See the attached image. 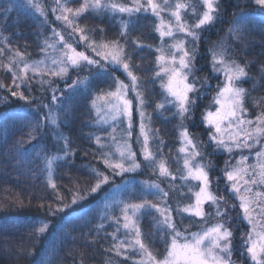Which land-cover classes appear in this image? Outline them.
<instances>
[{"label": "snow or ice", "instance_id": "obj_1", "mask_svg": "<svg viewBox=\"0 0 264 264\" xmlns=\"http://www.w3.org/2000/svg\"><path fill=\"white\" fill-rule=\"evenodd\" d=\"M76 2L78 7L69 6ZM254 4L264 13V0H254ZM27 7L38 13L43 23L50 27L51 42L50 38H45L41 47L46 59L29 61L26 53L13 48L8 42L9 37L0 30L3 45L0 46V57L6 56V62L0 59V70L11 75V85L0 82V88H6L11 97L23 100L29 106L36 102L35 111L41 118L32 125L28 143L36 140L49 126L58 140L56 154L50 155L45 147L37 156L44 161L42 172L48 177L46 186L60 206L55 210L51 204L39 206L53 214L67 207L52 179L54 166L63 162L71 167L76 156L70 138L59 130L63 123L61 109L67 116V103L72 96L91 91L93 80L111 77L112 87L96 92L91 100L96 111V124L107 125V128L99 129L100 134H89L96 146L92 152L93 160L101 163L104 171L92 168L94 183L83 193L74 183L76 191L71 197V203L76 204L110 184L119 191L136 195L135 199L118 201L120 214L110 217L114 231L106 234L112 240L105 249L111 254L108 264H114L113 257L132 264H236L233 259L236 252L242 261L264 264V96H253V92L258 87L264 88V84L250 76L252 62H239L232 54L235 49L225 41L208 49L211 76L196 75L201 71L197 67V57L202 34L222 20L221 0H53L51 5L44 0H27ZM12 11L11 7L0 9L3 15L0 28L6 25ZM49 12L68 30L67 35L51 27ZM105 14L129 17L128 20L121 19L120 38L106 40L103 28L93 29L79 23L87 15L102 20ZM142 17L154 18L152 31L158 34L159 45L154 47L138 38L129 40L130 30H136V23ZM228 32L244 44L238 25L229 28ZM97 33L101 36L99 41L95 38ZM81 45L83 50H77ZM145 50L154 55V60L151 67L141 69L140 64L133 63V54ZM85 70L89 76L82 78L80 73ZM141 70L150 75L142 78L137 74ZM117 71L124 74L128 83L114 75ZM259 71V81H264V65ZM70 72L76 74L74 78ZM249 81L253 82L252 87H244ZM60 82L64 87H60ZM149 83H159L161 90L162 99L154 103L155 111L161 115L168 112L170 115L163 117L164 120L177 122L175 129L180 146L172 161L176 165L175 172L164 153L166 144L160 129L152 127L148 108L152 106L149 96L153 93L147 88ZM34 85L40 91L39 98L33 93ZM205 96H211V102L200 119L206 127L208 146L228 156L218 176L213 175L215 164L206 160L203 141L189 127L195 122L198 102ZM248 103L257 109L253 118L247 116ZM254 148L255 163H249L250 157L244 152L248 150L251 154ZM142 165L143 170L156 175L157 180L144 181L138 194L132 181L114 184L115 177L138 172ZM160 180L167 181L168 190L161 187ZM221 180L224 190L237 203L229 204L224 195L218 194ZM170 193L174 204L169 202ZM184 200L191 202L184 203ZM16 202L25 206L19 197ZM230 209H239L240 219L247 224L248 230L241 231L238 237L232 227ZM146 217H151L154 229L149 233L142 229ZM185 219L190 223L184 224ZM193 223L198 225V231H191ZM104 227L103 224L98 226L97 235ZM47 230L48 224L43 223L35 231L43 234ZM148 241L151 244L158 241L164 248L163 253L154 251ZM80 264H83V253Z\"/></svg>", "mask_w": 264, "mask_h": 264}, {"label": "trees", "instance_id": "obj_2", "mask_svg": "<svg viewBox=\"0 0 264 264\" xmlns=\"http://www.w3.org/2000/svg\"><path fill=\"white\" fill-rule=\"evenodd\" d=\"M11 4L8 0H0V9L11 7ZM252 7L253 9L248 8L242 12L236 9L229 15L232 21L230 27L238 25L244 38L243 45L235 37L232 39L235 49L233 55L241 63L252 62L250 76L257 77L258 83L264 84V81H259V68L264 65V13L256 5ZM15 11L16 8L11 13L14 14ZM241 13L248 14L246 20L239 19ZM2 19L3 15L0 13V20ZM10 19L0 28L3 35L9 37L8 42L13 48H18L24 53H29L28 49L33 52L38 46L37 28L34 29L33 25V34L29 32L23 35L19 30L21 23L13 24ZM83 20L84 25L89 27L102 25L107 33L114 34L107 28L109 23L106 20L91 15H87ZM0 46H3L2 42ZM38 58V53L29 55V61H36ZM0 59L6 62V56ZM0 82L6 86L11 85V75L0 70ZM252 83L249 81L243 86L251 88ZM33 93L40 95L35 85ZM253 96L257 98L264 96V88L258 87ZM18 101V98L10 96L6 88H0V264H80L81 253L83 264H108L111 254L105 249L112 244V240L106 234L114 231L110 217L120 214L117 202L125 200L127 195L119 193L114 185L110 184L99 192L88 195L87 199L78 200L76 204L71 203V197L76 191L74 183L80 186L83 193L84 189L94 183L92 168L104 171V166L92 157L96 146L89 139V134L100 133L93 126L94 116L89 107L93 111L95 109L92 108L91 101L86 99L89 107L86 102H81L71 108L67 116L64 115L59 129L70 138L76 156L71 167L63 162H59V166H54L52 179L64 196L63 204L67 205L55 214L46 207L39 206L51 204L55 210L60 206V202L55 200L52 190L46 186L48 177L42 172L44 161L37 153L46 147L50 155L56 154L58 140L55 131L46 127L42 135L28 143V133L35 119L39 117L34 114L35 112L12 110L17 108ZM247 106L249 109L247 115L253 118L257 114V109L251 103ZM6 112H9V118L5 115ZM22 140L24 142H21ZM114 184H121V181L116 179ZM108 194L111 196V202H115L112 212L109 208ZM18 197L24 200L25 206H20L16 202ZM145 222L146 220L142 223L144 230ZM43 223L48 224V230L39 234L35 230ZM101 224L105 227L100 229L97 235L98 226ZM120 236L123 238L122 232ZM21 245L24 246L23 249L20 248ZM156 248H160L157 243L153 246V249ZM113 261L114 264H132L131 261H124L122 258L113 257Z\"/></svg>", "mask_w": 264, "mask_h": 264}, {"label": "rangeland", "instance_id": "obj_3", "mask_svg": "<svg viewBox=\"0 0 264 264\" xmlns=\"http://www.w3.org/2000/svg\"><path fill=\"white\" fill-rule=\"evenodd\" d=\"M8 1L12 3L11 8L13 9V11L16 8V11L14 12V14H12V13L9 14V16L12 20L10 18L9 19L11 20V22L13 24L21 23V25L19 26V30L21 31V33H23V35H26L25 33H29V32H31V35H32L34 29L37 28V30H36V36H37L36 45H38V46L33 52L28 49L29 53H26L28 59H29V55H32V53H34V54L38 53L39 58L37 60L46 59L45 53L41 52V47L43 46V42H44L45 38H50V42H51L52 33L50 30V27L43 23V18L40 17L38 13H36L33 9L27 7V0H8ZM44 2L46 4L51 5L53 3V0H44ZM19 5H24L25 7L20 8V7H18ZM69 6L78 7L79 3L78 2L72 3ZM252 6H255L254 0H221V7L223 10L222 20L219 23H216L213 27H211L209 30L205 31L202 34V38H201L200 46H199L200 54L197 57V67L200 68L201 71H198L196 73L197 76H206V75L211 76L209 63H208L209 59H210V56L208 53L209 48L213 47L214 45L218 44L221 41H225L227 44H229L233 47L234 41H232V39L234 38V36L229 35V32H228V29L231 28L230 23L232 22L229 19L230 13L233 11H236V9L240 12L247 10L248 8L253 9ZM241 14L242 15L239 19L240 20H246V19H242V18H244V17L247 18L248 14H246V13H241ZM91 16H94V15H91ZM83 18H81L79 21L81 26H85L83 24V22H84ZM121 19L128 20L129 17L127 15H124L123 17H121L119 14H117L115 16H112L111 14H105L104 15L103 20H106L109 23V27H107V28L114 32L113 35H112V32H111V34L107 33L106 28L102 25L97 26V27H96V25H94L92 27H89L87 25L86 26L89 28H93V29L101 27L104 29V36H103L104 39L115 40V39L120 38L119 37V30H120ZM133 19L135 20V18H133ZM48 20H49V22H51V27H54L57 30L64 33L65 35H67L68 30L66 28H64L59 21H55L53 13L49 12ZM88 23H89V21H88ZM154 23H155V20L152 17L140 18L138 20V22L136 23V30H130L129 40H131V38H138L139 40H141L147 44H152L154 47L159 45L160 41L158 38V34H155L152 31V27H153ZM33 25L35 27L34 29H33ZM95 38L99 41L101 39L100 34L97 33ZM121 42L123 43L122 38H121ZM77 50H83L82 45L79 46ZM129 50L131 51V45H129ZM49 53L52 54L51 50H49ZM89 54L91 55L90 52H89ZM141 57H145V59H141ZM153 60H154V55L147 50L140 52L138 55L135 53L133 54V63L134 64H137V63L140 64L141 69H146V68L151 67ZM137 74L140 75L142 78H145V79L147 78V75H150V73H145L142 70L138 71ZM69 75L74 78L76 74L73 72H70ZM114 75L118 76L125 83H128V80L126 79L124 74H122V72L117 71L114 73ZM80 76L82 78L88 77L89 73H88V71L85 70V71L80 73ZM212 83H213V85H215L216 81L213 80ZM60 87H64L63 82H60ZM90 87H91V91H88V90L81 91V92H79L76 95L71 97V99L67 103V113L69 112V110L71 108L78 106L81 102L87 103L86 99L91 101L93 98V95L96 92H99L101 89H103L105 91L109 90L112 87L111 77L105 78L103 80H100V79L93 80ZM147 88H148L150 93H153L152 95L149 96V99L152 102V106L148 108V112L152 115V127L160 129V135L163 137L165 144H166V147L164 148V153L168 159L169 164L172 167L173 172H175L176 171V165L172 161H173V157L176 155L177 148L180 146L179 140H178V133L175 129V125L177 122L175 120H168V121L164 120L163 117L169 116L170 113L165 112L161 115L155 111L154 103L156 101H159L162 99V96L160 94L161 90L159 88V83H156L155 85L149 83V84H147ZM129 95L131 96L132 93L130 92ZM46 96H47V94H46ZM36 97L39 98L40 95H36ZM48 99H50V96L47 99H45L44 102L48 103ZM210 102H211V96H205V97H203L202 100H200L198 102L199 108L197 109L196 114H195V122L190 124L189 127H190V131L199 135L200 139L203 141V143L205 145L203 151L206 154V160H211L215 164L216 170L214 171L213 175L218 176V175H220L219 169L223 168L224 160L228 159V156L226 153H221L219 151H213V148L211 146H208L209 142H208V136L206 134V127L201 123L200 116H201V113L204 111L205 107H207L210 104ZM17 103H18L17 108L12 109L15 112H22V111L28 112V111H30L31 113L35 112L34 114L37 115V113L35 111L36 102H33V104L31 106H29L23 100H19ZM88 107H89V104H88ZM89 109L91 110V112L93 113V116H94L93 126L95 127V129L99 130L101 127L107 128V125H97L96 124V118H97L96 117V111H93L91 109V107H89ZM44 111H46V109ZM5 115L7 116V118L10 117L9 112H6ZM60 115H61V119L63 120V118H64V110L63 109H61ZM37 116L39 117L38 119L41 118V116H39V115H37ZM38 119H35V121ZM49 128H51V126H49ZM199 128H201V129H199ZM137 131H138V129H137ZM133 138H135V133H134ZM133 147L138 148V145L133 144ZM169 149H171V151H169ZM255 151H256V149L254 148L252 150V153L250 154L248 152V150H245L244 154L249 155V157H250L249 163H255V158H254V152ZM137 155H138L139 159H142L139 156V153H137ZM116 179L121 181V184L124 182V180L125 181H132L133 187L136 188V191L138 194L140 192V190L143 188V182L144 181H150L151 182V181L157 180V176L151 174V172H149V171L143 170V165H142V168L140 171L135 172V173L125 174V176H123V177H115L114 181ZM158 182L160 183L162 188H164L165 190H168L167 181L160 180ZM177 183H179V181H177ZM115 190L119 191L117 189H115ZM184 191L187 192V189L185 188ZM119 193H124L127 195V198L125 200L136 198V195H134L130 192L119 191ZM218 194L224 195L226 197V199L228 200L229 204L237 203V201L235 199H233L227 191L224 190L223 180H221V182H220V191L218 192ZM107 197H108V201L110 204L109 208H111L110 211L112 212V210L114 208L113 203H115V202H111L110 194H108ZM149 198L154 199L153 197H149ZM169 202L173 203V204L175 203V200L172 198V193H170V201ZM183 202L188 203L191 201L184 200ZM230 211H231L232 216H233L232 227L236 230V236L238 237L240 235L241 231H247L248 230L247 224H246V222H244L240 219V217H239V211L240 210L239 209H230ZM109 215H110V213H109ZM144 220H146V222H145V229L146 230H144V227H143L144 225H142L143 231L145 233H149V232L154 231V229L152 228V225L150 223L151 217H146ZM189 223H190V221L188 219L184 220V224L187 225ZM198 230H199L198 225L196 223H193L191 231H198ZM156 243H157V245L160 246V248L159 249L156 248L153 250L157 251L159 253H163V251H164L163 246L158 241ZM155 244H151L152 248ZM233 259L236 261V264H241L242 258L240 257L239 252L234 253ZM242 264H249V261L245 259L242 261Z\"/></svg>", "mask_w": 264, "mask_h": 264}]
</instances>
